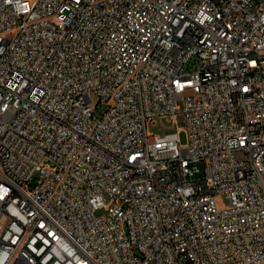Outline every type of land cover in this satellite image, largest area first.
I'll list each match as a JSON object with an SVG mask.
<instances>
[{
	"label": "built area",
	"instance_id": "obj_1",
	"mask_svg": "<svg viewBox=\"0 0 264 264\" xmlns=\"http://www.w3.org/2000/svg\"><path fill=\"white\" fill-rule=\"evenodd\" d=\"M0 264H264V0H0Z\"/></svg>",
	"mask_w": 264,
	"mask_h": 264
},
{
	"label": "rangeland",
	"instance_id": "obj_2",
	"mask_svg": "<svg viewBox=\"0 0 264 264\" xmlns=\"http://www.w3.org/2000/svg\"><path fill=\"white\" fill-rule=\"evenodd\" d=\"M92 105L94 106L97 102V96L93 94L92 96ZM103 107V105H101ZM180 127L179 131V137L182 142H185L186 140V133L184 130L185 127V118L184 115L179 114L177 115L176 119H173L172 121L166 120L163 117H158L155 119L154 122H149L147 124V130L148 132H154V133H170L177 131V128ZM96 215H100L103 213V209H97L95 211Z\"/></svg>",
	"mask_w": 264,
	"mask_h": 264
}]
</instances>
